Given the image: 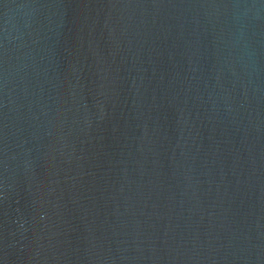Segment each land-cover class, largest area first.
Instances as JSON below:
<instances>
[{
    "label": "water",
    "instance_id": "1",
    "mask_svg": "<svg viewBox=\"0 0 264 264\" xmlns=\"http://www.w3.org/2000/svg\"><path fill=\"white\" fill-rule=\"evenodd\" d=\"M0 264H264V0H0Z\"/></svg>",
    "mask_w": 264,
    "mask_h": 264
}]
</instances>
